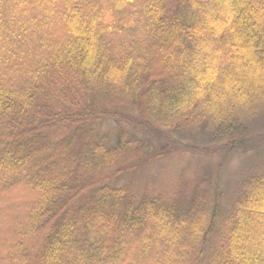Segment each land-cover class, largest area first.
<instances>
[{
    "label": "trees",
    "instance_id": "trees-1",
    "mask_svg": "<svg viewBox=\"0 0 264 264\" xmlns=\"http://www.w3.org/2000/svg\"><path fill=\"white\" fill-rule=\"evenodd\" d=\"M246 54L264 78V0H0V264H264V162L227 201L205 170L170 198L136 197L106 182L164 153L91 127L246 152L264 84L246 109L225 87Z\"/></svg>",
    "mask_w": 264,
    "mask_h": 264
},
{
    "label": "rangeland",
    "instance_id": "rangeland-1",
    "mask_svg": "<svg viewBox=\"0 0 264 264\" xmlns=\"http://www.w3.org/2000/svg\"><path fill=\"white\" fill-rule=\"evenodd\" d=\"M240 42H242V38L237 37L235 43ZM246 57H241L240 61L235 62L239 65L237 68L238 73H240L239 78L243 80L236 81V77L232 80L229 75L225 81L227 96L229 95L228 97L232 100V106L235 107L238 102H243L245 109L254 103L257 94L263 90L262 85L264 84V78L257 72L259 70L253 73L252 57L249 54H246ZM215 94L217 105H223L225 109H228L230 103L223 104L222 94H218L217 91ZM117 110L135 119L140 118L133 109L118 108ZM91 127L95 130L96 138L106 146L114 144L118 132L122 129L139 138L150 139L154 150L158 153H164L163 157L159 156L160 158L157 157L148 161L144 157L135 163L134 169L126 170L106 182L115 187L129 186L131 193L136 197L148 193L167 195L170 198L173 193L177 192L181 184L188 190V184L194 175L205 170L214 175L213 179L219 182L227 201L244 175L251 172L257 164L264 162V116L255 122L250 133V136L257 137V141L255 140L257 145L246 152L238 151L232 154H226V152L219 150H214L213 153H202L200 152L201 149L199 150L200 147L210 146L215 149L218 145L215 143L202 144L197 136V139L193 140L191 138L194 137L184 136L163 128L143 131L136 128L134 124L117 120L103 121L92 124ZM188 144L198 150L196 152L185 151L184 145ZM114 169L116 168L106 167L99 176L108 175Z\"/></svg>",
    "mask_w": 264,
    "mask_h": 264
}]
</instances>
